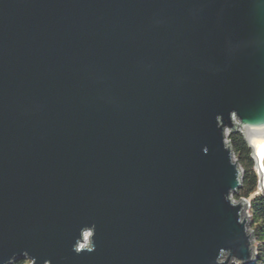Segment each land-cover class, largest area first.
I'll return each mask as SVG.
<instances>
[{
  "label": "water",
  "instance_id": "1",
  "mask_svg": "<svg viewBox=\"0 0 264 264\" xmlns=\"http://www.w3.org/2000/svg\"><path fill=\"white\" fill-rule=\"evenodd\" d=\"M237 131L264 0H0V264H253Z\"/></svg>",
  "mask_w": 264,
  "mask_h": 264
},
{
  "label": "trees",
  "instance_id": "2",
  "mask_svg": "<svg viewBox=\"0 0 264 264\" xmlns=\"http://www.w3.org/2000/svg\"><path fill=\"white\" fill-rule=\"evenodd\" d=\"M228 141L239 164L241 186L235 192L239 199L250 202L248 220L253 231L256 244V258L253 264H264V191L260 186V175L256 168L252 150L240 131L231 132ZM264 164V163H263ZM28 261L18 260L14 264H27Z\"/></svg>",
  "mask_w": 264,
  "mask_h": 264
},
{
  "label": "rangeland",
  "instance_id": "3",
  "mask_svg": "<svg viewBox=\"0 0 264 264\" xmlns=\"http://www.w3.org/2000/svg\"><path fill=\"white\" fill-rule=\"evenodd\" d=\"M229 139V138H228ZM227 140V139H226ZM233 158H234V160H236L237 158L235 157V154L233 153ZM263 162H264V158H263ZM256 163V162H255ZM256 168L258 169V167H257V165H256ZM241 169V168H240ZM260 173V172H259ZM260 186H261V184H260ZM263 190V189H262ZM264 191V190H263ZM232 198H233V201H235V202H237L238 201V198L236 197V195H235V193H233V195H232ZM248 200V199H247ZM248 202H249V200H248ZM249 214H250V212H249V204H246V206L244 207V209L242 210V216H245V217H249ZM224 259V258H223ZM222 259V260H223ZM27 264H29V261H28V263Z\"/></svg>",
  "mask_w": 264,
  "mask_h": 264
},
{
  "label": "bare ground",
  "instance_id": "4",
  "mask_svg": "<svg viewBox=\"0 0 264 264\" xmlns=\"http://www.w3.org/2000/svg\"><path fill=\"white\" fill-rule=\"evenodd\" d=\"M257 152H258V155L260 157H262L264 155V145L261 146V147H259V149H258ZM263 158H264V156H263ZM82 237H83L84 241H81L80 242V246H82V245H88L90 243L89 233H84Z\"/></svg>",
  "mask_w": 264,
  "mask_h": 264
},
{
  "label": "clouds",
  "instance_id": "5",
  "mask_svg": "<svg viewBox=\"0 0 264 264\" xmlns=\"http://www.w3.org/2000/svg\"><path fill=\"white\" fill-rule=\"evenodd\" d=\"M227 140H228V136H227V138H226Z\"/></svg>",
  "mask_w": 264,
  "mask_h": 264
},
{
  "label": "built area",
  "instance_id": "6",
  "mask_svg": "<svg viewBox=\"0 0 264 264\" xmlns=\"http://www.w3.org/2000/svg\"><path fill=\"white\" fill-rule=\"evenodd\" d=\"M82 246H84V245H82Z\"/></svg>",
  "mask_w": 264,
  "mask_h": 264
}]
</instances>
